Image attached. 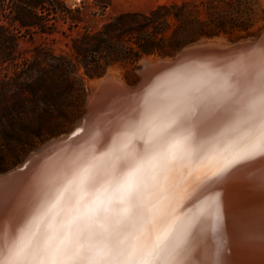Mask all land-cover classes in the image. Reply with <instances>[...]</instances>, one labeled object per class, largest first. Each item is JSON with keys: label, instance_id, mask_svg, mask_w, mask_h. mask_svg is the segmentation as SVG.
I'll return each instance as SVG.
<instances>
[{"label": "snow or ice", "instance_id": "snow-or-ice-1", "mask_svg": "<svg viewBox=\"0 0 264 264\" xmlns=\"http://www.w3.org/2000/svg\"><path fill=\"white\" fill-rule=\"evenodd\" d=\"M144 126L148 133L140 152L85 160L52 202L22 228L13 226L7 239L0 200V264H181L191 230L196 228L195 240L200 228L193 220L178 223L168 211L169 174L186 169L181 179L215 184L264 159V64L258 79L255 73L232 82L193 77L168 106L149 109ZM250 178L264 186V169ZM149 192L157 200L151 206L144 202ZM213 203L212 218L222 228L218 197ZM61 204L70 218L41 230ZM137 222L147 231L133 230ZM104 224L118 227L98 231Z\"/></svg>", "mask_w": 264, "mask_h": 264}, {"label": "trees", "instance_id": "trees-1", "mask_svg": "<svg viewBox=\"0 0 264 264\" xmlns=\"http://www.w3.org/2000/svg\"><path fill=\"white\" fill-rule=\"evenodd\" d=\"M111 4L94 1L102 13ZM252 12L251 0H174L93 29L83 8L65 0H0V67L11 71L0 80V172L10 168L8 153L70 130L83 110L86 79L115 67L134 71L144 58L172 57L200 40L246 38L253 34ZM35 34L69 38V51L37 45L22 52L21 38Z\"/></svg>", "mask_w": 264, "mask_h": 264}, {"label": "bare ground", "instance_id": "bare-ground-1", "mask_svg": "<svg viewBox=\"0 0 264 264\" xmlns=\"http://www.w3.org/2000/svg\"><path fill=\"white\" fill-rule=\"evenodd\" d=\"M215 44L224 45L226 42L216 40ZM180 58L178 64L160 70L134 91L127 89V85L115 77L100 79L92 88L90 112L71 137L46 148L37 156L29 157L21 170L0 177L5 239L13 226L19 224L22 228L36 215L38 208L48 206L54 193L63 188L66 179L85 160L93 156L103 157L110 152H140L148 133L144 126L146 112L168 106L193 77L213 83L223 79L232 82L247 80L255 73L258 79L264 64V33L261 40L251 47L227 52H187ZM222 130V127L218 129ZM262 169L264 159L239 167L219 183L206 185L200 184L199 179L194 177L181 179V173L186 169L169 174L168 211L178 223L193 220L200 228V235L195 240L192 236L196 234V228L191 230L192 235L185 245L188 251L181 264H229L225 217L241 212L247 215L249 206L245 205L249 204L250 196L264 195V186L250 178ZM217 197L223 212L222 228L217 227L212 218L215 209L213 201ZM144 202L151 206L157 200L149 192L145 194ZM70 216L71 213L66 212L62 204L58 205L39 227L43 230L49 223L58 227ZM116 227L104 224L98 231L111 232ZM132 227L133 230L147 231V225L139 222Z\"/></svg>", "mask_w": 264, "mask_h": 264}, {"label": "water", "instance_id": "water-1", "mask_svg": "<svg viewBox=\"0 0 264 264\" xmlns=\"http://www.w3.org/2000/svg\"><path fill=\"white\" fill-rule=\"evenodd\" d=\"M263 33L264 27L260 34L256 37L242 39L237 42L226 43L224 45L215 44L216 39L200 40L179 50L173 58L150 57L142 59L137 69L139 79L134 85H127V89L132 91L140 89L160 70L178 64L181 59L180 57L187 52H227L240 48L251 47L261 40ZM149 59H153V61H148ZM106 77L107 76L104 78ZM91 95L92 90L88 92L85 113L70 132L48 141L43 146L28 155V157L20 165L9 171L0 173V177H5L17 170H21L29 157L37 156L46 148L55 145L59 141H65L71 137L80 128L85 117L90 112L89 98ZM92 102L94 103L93 99ZM249 199V204L247 205L246 203L245 205V207L249 206L247 208V210H249L247 215L246 212H241L239 214L234 213V215H231L230 217H225L227 225L226 234L228 239L229 264H264V195H260V193H258L257 195L250 196Z\"/></svg>", "mask_w": 264, "mask_h": 264}, {"label": "rangeland", "instance_id": "rangeland-1", "mask_svg": "<svg viewBox=\"0 0 264 264\" xmlns=\"http://www.w3.org/2000/svg\"><path fill=\"white\" fill-rule=\"evenodd\" d=\"M65 1L69 6L82 7L86 22L90 26H92L93 29H99L101 28L103 24L108 22L111 18L119 14L133 13V12L147 14L150 11H152L154 8H156L158 5L169 3L174 0H112L111 7L107 9L104 13H102L99 7H96L94 5L95 0H65ZM176 1H182V0H176ZM251 6L253 8V12L251 15L253 18V22H254V25L252 27L253 34L246 38H242V39H248V38H253V37L258 36L264 27V0H251ZM214 39L222 40L223 42H226V43H234L239 40H242V39L231 40L227 37H219V38H214ZM204 40H207V39H204ZM68 44H70L69 38H65L61 36L60 34H56L53 36L35 34L32 37L29 35L22 37L20 40V49L22 52H29L37 45H46L47 47H51L57 54H59L61 52L69 51ZM174 55L172 57H165V58H173ZM151 58H157V57H151ZM138 65L134 71H131L129 68L115 67L109 70L108 74H106L105 76L115 77L119 79L120 81H123L124 84L132 86L139 79V75L137 74ZM7 72L11 73L10 70L6 71L4 70V68L0 67V80L3 78V75L6 74ZM104 77L99 78V79H93V80L86 79L85 102L83 105L82 113L74 121L70 130H68L67 132L61 135H64L70 132L72 128L74 127V125L83 116V114L86 111L88 92L92 90V88L97 84V82L100 81V79H103ZM54 138L56 137L46 140L43 143L37 144L32 150L26 151L24 153L19 151L18 148L14 150L15 151L14 154L8 153L6 157V162L10 168H8L6 171H9L17 167L18 165H20L28 157V155H30L35 150H37L38 148L43 146L45 143H47L48 141ZM13 163L15 164L13 165Z\"/></svg>", "mask_w": 264, "mask_h": 264}]
</instances>
